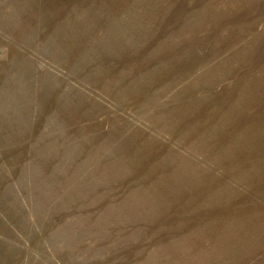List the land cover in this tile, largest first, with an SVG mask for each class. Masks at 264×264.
Segmentation results:
<instances>
[{
	"label": "rangeland",
	"instance_id": "obj_1",
	"mask_svg": "<svg viewBox=\"0 0 264 264\" xmlns=\"http://www.w3.org/2000/svg\"><path fill=\"white\" fill-rule=\"evenodd\" d=\"M0 264H264V0H0Z\"/></svg>",
	"mask_w": 264,
	"mask_h": 264
}]
</instances>
